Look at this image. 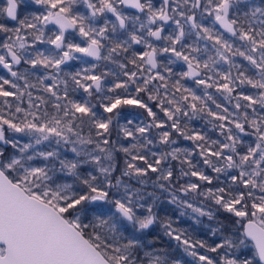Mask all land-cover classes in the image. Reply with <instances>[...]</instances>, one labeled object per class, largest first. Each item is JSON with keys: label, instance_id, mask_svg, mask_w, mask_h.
<instances>
[{"label": "snow or ice", "instance_id": "1", "mask_svg": "<svg viewBox=\"0 0 264 264\" xmlns=\"http://www.w3.org/2000/svg\"><path fill=\"white\" fill-rule=\"evenodd\" d=\"M78 2L91 9L90 15L75 10ZM32 5L42 11H29ZM119 5L145 14V20L125 14ZM106 12L118 23L105 20L96 27L95 18ZM0 17L15 22L13 27L0 22V33L5 34L0 66L15 78L0 76V264H183L166 250L150 247L158 239L150 230L158 224L198 264H264V2L162 0L156 7L152 0H6ZM205 17L212 18L210 25L203 22ZM169 22L175 29L165 36ZM130 26L129 39L110 40L107 48L102 43L109 39L108 32ZM46 30L51 35L46 36ZM70 31L86 45L68 39ZM193 32L211 42V50L207 43L203 49L198 43H183ZM233 37L242 42L240 47ZM150 38L164 40L167 46H155ZM36 43L53 45L56 51L46 55L37 49L30 54ZM133 44L147 49L131 53L128 63L134 70L114 59ZM76 53L118 64L127 79L116 76L109 87L105 80L115 74L97 73V64L64 72L62 65L81 58ZM164 53L187 65L179 79L173 80L172 69L158 60ZM235 57H242L250 68ZM22 61L52 72L33 83L34 73L14 70ZM223 65L227 68L222 70ZM188 78L203 86V95L181 82ZM209 88L222 92L229 103L234 100L235 112L217 103ZM35 89L47 98H33ZM78 89L89 98L99 94L102 111L91 99L71 98L70 90ZM25 96L27 108L21 107ZM9 98L17 101L14 112ZM209 101L221 111L213 110ZM152 102L166 119L154 111ZM129 108L143 109L150 122L127 119L123 113ZM202 114L213 118L209 123L219 129L223 142L190 127ZM122 118L126 123H120ZM153 129L160 130V144L171 151H151ZM173 130L195 147H172L177 143ZM8 131L29 137V142L9 138ZM122 139L131 142L126 146ZM45 142L46 150H40L37 146ZM118 153L124 154L123 168ZM197 155L215 176L194 162ZM172 161L179 162V175ZM184 177L189 179L180 184ZM149 184L152 191L147 190ZM178 192L210 203L207 208L196 206ZM164 193L170 195L169 203L197 214L196 223L199 217L215 221L211 236L219 239L193 241L174 227L170 217L160 214Z\"/></svg>", "mask_w": 264, "mask_h": 264}, {"label": "trees", "instance_id": "2", "mask_svg": "<svg viewBox=\"0 0 264 264\" xmlns=\"http://www.w3.org/2000/svg\"><path fill=\"white\" fill-rule=\"evenodd\" d=\"M94 2H96L97 0H93ZM162 4V1H160ZM252 2L256 3V4H260L262 2H264V0H252ZM82 5H84V3H81ZM160 4V5H161ZM6 6V0H0V7H4ZM119 7L121 8V5H119ZM122 9V8H121ZM22 13L24 12V9H21ZM29 11H41L38 8H36L35 6H32ZM81 14L88 16L90 15V13H87L85 10H83L82 12H80ZM197 14H198V19L199 17V10H197ZM141 17V16H140ZM211 19V17H209ZM108 20L111 23H118L116 21V17L111 15V13L106 12L103 16H97L94 20V25L96 27H102L104 24V21ZM205 21V19H204ZM203 21V22H204ZM0 22H5L8 23L9 27H13L15 26V22H11L10 20H7L6 18L0 17ZM207 22V21H205ZM206 24V23H205ZM210 25V24H207ZM52 31H56L54 26H49ZM217 29L221 32H223V29L219 27V25H216ZM131 26L128 29H119L117 30V32L113 33V32H108L107 36L109 37L108 40H102V43L105 44L106 48L108 46H111L109 44L110 40H127L129 39V33L131 31ZM226 36H228L229 38V34L225 33ZM47 35H51V32L46 30V36ZM76 36V33L70 37H68V39H71L72 41V37ZM192 37V36H191ZM232 39V41L235 43L236 47H240L242 42L236 40L234 37L230 38ZM5 40V34L1 33L0 36V43H3V41ZM29 40L31 41V38H29ZM194 40V39H193ZM74 43L79 44L78 39H74V41H72ZM87 41H85L86 43ZM166 43V42H165ZM164 43V44H165ZM187 44H192V40L185 42ZM39 44V43H37ZM40 45H47V43H43ZM85 45V44H82ZM166 45V44H165ZM177 47H180L179 45H177ZM147 49L145 48L144 45L140 44H133L132 47L129 49V52L124 54V55H117L114 56V59L120 63H125L128 65V69H133V65L129 64L128 61L131 59V53L137 52V53H143L144 51H146ZM104 54H106V49L104 51ZM242 59V57H240ZM238 62L239 64L244 65L245 67L247 62L243 59L242 61ZM171 60H175V63L169 64L167 63H162L163 65H167L168 67H170L174 73L172 79H179V73L181 72H186V66L183 63V61L181 60H177L174 56L171 57ZM90 65H82V63H80L78 60H71L69 61L67 64L62 65V68L64 70V72H76L82 68H88L91 67V64H97L98 67L96 68V72L100 73V72H110V73H114L115 75H108L106 80H105V84L107 86H111L112 82L114 81V79L116 78V76H119L120 79H127L126 77L123 76V70L120 69L118 67V64L113 63L112 61H100V62H94L93 60L89 59ZM139 62V61H138ZM25 63L23 62L21 66H17L18 68H22L24 67ZM31 70V69H29ZM49 71V72H48ZM31 73H34V75L30 76V79L32 80L33 83H35L36 77H43L45 75H49L51 74L52 70L51 69H42V68H35L32 69L30 71ZM233 72L234 69H233ZM61 77H63V73L60 74ZM0 76L7 78V79H11L10 77H8L7 75L3 74L2 69L0 68ZM66 78L67 77H63ZM183 84H185L187 87L192 88L194 90H196L197 94L199 95H203L204 92V88L202 85H196L195 81L193 79H185L181 81ZM17 83L19 84H23V81H17ZM45 83L47 84H51L50 80H46ZM7 87V86H6ZM33 91V98H35L37 95H43L47 98L48 94L44 93L41 89H35L32 90ZM163 91V90H161ZM207 91L213 96L214 99H216L217 103L222 104L224 107H230L231 105H233L235 103L234 100H232L231 103H229V100L225 98V95L222 92H218L215 88H209L207 89ZM69 95L71 98L77 99V100H84V99H91L92 103H96L97 104V110L98 111H102V109H99V105L97 103V98L99 96V94H96V97L93 98H89L87 96V93H85L82 89H78L75 92H72L70 90ZM144 95V94H141ZM235 95V94H233ZM13 105L15 104L16 100L14 98H9ZM146 99V97H145ZM26 101H27V97L25 96L24 98V103L21 105V107L27 108L26 106ZM153 106L155 104V102H152ZM209 106L213 108V110L215 111H221L220 109H215V105H212L211 102L209 101ZM5 107V106H4ZM42 108L44 106H41ZM48 110L51 112V101H49L48 104ZM8 109L5 107V114L8 113L7 111ZM13 111V110H11ZM154 111L157 112V114L160 116L161 119H166V117H164L163 113L160 112V109L158 107L154 106ZM14 112V111H13ZM123 115L127 116V119H132L134 120L135 123H139L140 121H144L145 123L150 122V118H146V114H144V110L143 109H139V108H129V109H125ZM212 117H208L206 114H202L199 118L193 119L190 123V127H193L197 130H201L203 133H206L211 139H218L221 140L223 142V137L220 135L219 129H213L212 128V124L209 123L210 120H212ZM121 124L126 123L125 119H121L120 120ZM160 130L157 129H153L152 130V134L149 138L153 139V145L148 146L151 151H155V152H161V151H171V148L166 146V145H162L159 142V136H158V132ZM10 138L13 136L12 134H9ZM113 139H115V136L113 137ZM173 139L177 140V143L175 145H172V147H180V148H188V149H193L195 146L191 141L188 140H184L183 137H180L179 135L175 134L174 130H173ZM246 140H253L254 137H245ZM122 143H124L126 146L131 142L130 139H122L121 140ZM199 149H196V152H198ZM67 155L69 156V158L72 157V154L69 152L67 153ZM117 159L119 161V167L123 168V160H124V154L123 153H118L117 154ZM194 162H199V166L206 172V174L211 175V176H215L216 174L213 173L211 171L210 168H208L207 165H204L202 162V158L199 157L198 155L195 156L194 158ZM172 164L175 167V171L176 174L179 175V171H180V165L178 161H172ZM88 170H91L90 168ZM118 174V173H117ZM152 179H155V174H150ZM69 180L71 178H68ZM127 179V178H125ZM189 178L188 177H184L180 180V184H184ZM223 176L221 177V180H223ZM192 181H195L196 178L193 177L191 178ZM133 183H135V181H132ZM215 183V181H214ZM147 190L148 191H152L153 187L151 186V184H149L147 186ZM159 191V190H157ZM182 199L186 198L188 199L190 202L194 203L196 206H204L207 208L208 204L210 203L209 201H206L204 197L202 196H195V194H189L188 197H184L183 193H177ZM163 198H164V202L161 205V216H165V217H170L173 221L174 224L173 226L179 229H183L186 231V234L193 240H206L209 243H211L214 240H218V237H212L211 236V229L213 227L216 226L215 221L209 220L207 217H199L200 223H196V216H194L192 214V210L188 209V208H184L181 207L178 204H171L168 201L171 199L170 195L168 193H164L163 194ZM183 213V215L181 214ZM219 215V214H218ZM222 218V217H221ZM151 231L152 236L158 237L156 243L154 245H150V247H155V248H161L167 251L168 255L170 258L173 259H180L181 261H183V264H198L197 260L188 255V253H186L183 250V247L175 240L171 239L170 237L166 236L164 234V229L162 228V226H160L159 224L156 225ZM151 238V237H149ZM201 252H203V250H200Z\"/></svg>", "mask_w": 264, "mask_h": 264}, {"label": "rangeland", "instance_id": "3", "mask_svg": "<svg viewBox=\"0 0 264 264\" xmlns=\"http://www.w3.org/2000/svg\"><path fill=\"white\" fill-rule=\"evenodd\" d=\"M32 6H35L36 8H38L39 10H41L42 11V9L40 8V6L39 5H32ZM31 6V7H32ZM124 12V11H123ZM109 13V12H108ZM125 13V12H124ZM125 14H127V13H125ZM141 18V20H145V16H141L140 17ZM205 21H207V22H205ZM205 21H204V23H206L205 25H207V24H211V21H212V18L210 19L209 17H205ZM153 27H155V25H153ZM175 29V25L173 24V23H171V22H169V24L168 25H166L165 26V31H164V33H163V35H168V34H170V33H172L173 32V30ZM185 30H186V32H188L189 31V29H188V27L186 26V28H185ZM192 36V37H191ZM225 36H226V34H225ZM78 39V41H79V44H85L86 45V43H85V39L83 38V37H80L78 34H76V36H74V37H72V41H74V39ZM226 38H228V36H226ZM150 39H152V42H153V44L155 45V46H158V47H165V46H167V44L165 43V41L164 40H160V41H156V40H154V38H150ZM194 39V40H193ZM192 40V42L193 43H198L199 44V46L201 47V49H203V47H204V45L207 43L208 44V46H209V49L211 50V42H207V41H204L203 39H198L197 37H196V35H195V33L193 32V33H191L190 35H187L186 37H185V40L183 41V43H185V42H188V41H191ZM29 43H31V41L29 40ZM74 43V42H73ZM166 45H165V44ZM192 43V44H193ZM41 43H39V44H37L36 43V45H35V48H29V53L31 54V53H33L35 50H40V51H44L45 52V54L47 55V54H49V53H51V52H55L56 50H55V48H54V46L53 45H50V44H47V45H40ZM185 44H187V43H185ZM177 48H179V47H177ZM3 52H4V50L3 49H0V54H3ZM76 56H78V57H81L80 59H76V60H78L80 63H82V65H85V64H87V65H90V62H89V58L88 57H84V56H82V54H80V53H76L75 54ZM171 57H173L172 56V54L171 53H164V54H162V55H158V60L161 62V63H167V62H169V60L171 59ZM203 58H206V56H204ZM10 59V58H9ZM235 60H236V62L238 61H240V57H235L234 58ZM243 60V58L241 59V61ZM182 61V60H181ZM95 62V61H94ZM247 62V61H246ZM184 63V62H183ZM185 64V63H184ZM92 65V64H91ZM185 66H186V71L188 70L187 69V65L185 64ZM246 66L248 67V68H250V66L248 65V62H247V64H246ZM0 68L2 69V72H3V74H5V75H7L8 77H10L11 79H13V80H15V78H13V77H11V75H10V73L7 71V69H5L3 66H0ZM39 68H41V67H39ZM87 68V67H86ZM223 68H227V65H223L222 66V70H223ZM24 69H31L32 70V68H31V66L30 65H28V64H25L24 65V67H22V68H18L17 66H16V68H14V70H18V71H23ZM43 69V68H42ZM31 70H29V72L31 71ZM235 71V70H234ZM49 72V71H48ZM31 73V72H30ZM235 73V72H234ZM245 91H248V92H255L256 90H253V89H250V88H247V87H245V89H244ZM239 91V90H238ZM235 94V93H234ZM17 103V101L15 102V104ZM15 104L13 105V108L11 109V110H13L14 111V109H15ZM26 106H28V102L26 101ZM6 107V106H5ZM7 108V107H6ZM229 108V111H232V112H235V109L232 107V105L230 106V107H228ZM8 111V110H7ZM9 134H12L13 136H15L17 139H20L21 140V142L22 143H27V142H29V137H26V136H21V134H19V133H12L11 131H8L7 133H6V135L10 138V135ZM40 150H46V148H47V142H45V144L44 145H39V146H37ZM72 154V153H71ZM73 155V154H72ZM35 163H40V161H36ZM194 216H196L197 214H194V213H192Z\"/></svg>", "mask_w": 264, "mask_h": 264}, {"label": "flooded vegetation", "instance_id": "4", "mask_svg": "<svg viewBox=\"0 0 264 264\" xmlns=\"http://www.w3.org/2000/svg\"><path fill=\"white\" fill-rule=\"evenodd\" d=\"M160 1H162V0H152V2H153V4H154V6H156V7H159L160 6V4H161V2ZM92 2L93 3H96V2H94L93 0H92ZM82 2H78L76 5H75V10H77V11H79V12H82L83 10H85L87 13H90L91 12V9H89L88 7H87V5L84 3V5H82L81 4ZM97 6H99L98 4H97ZM121 10L122 11H124L125 13H127L128 15H138V16H145V14H143V13H138V12H136V11H133V10H129V9H125L122 5H121ZM111 15H113L112 13H111ZM114 16V15H113ZM75 33H69V34H67V38L68 37H70V36H72V35H74ZM89 58V57H88ZM90 59V58H89ZM92 60V59H91ZM22 65V64H21ZM21 65H19V66H21Z\"/></svg>", "mask_w": 264, "mask_h": 264}, {"label": "water", "instance_id": "5", "mask_svg": "<svg viewBox=\"0 0 264 264\" xmlns=\"http://www.w3.org/2000/svg\"><path fill=\"white\" fill-rule=\"evenodd\" d=\"M123 6V5H122ZM125 9H129V10H133V11H136L137 12V10H135V9H131V8H127V7H125V6H123ZM139 13V12H138ZM11 22H14V21H11ZM69 33H72L71 31L69 32ZM0 36H1V33H0ZM90 59H92L93 61H95V62H100V61H96L95 59H93V58H91V57H89ZM22 63H23V61H22ZM21 63V64H22ZM191 79V78H190Z\"/></svg>", "mask_w": 264, "mask_h": 264}]
</instances>
